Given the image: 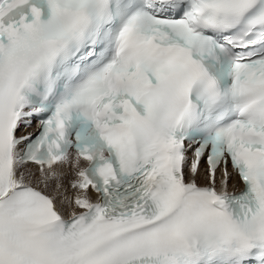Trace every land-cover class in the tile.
<instances>
[{"label":"snow or ice","instance_id":"6c2138e0","mask_svg":"<svg viewBox=\"0 0 264 264\" xmlns=\"http://www.w3.org/2000/svg\"><path fill=\"white\" fill-rule=\"evenodd\" d=\"M0 264H264V0H0Z\"/></svg>","mask_w":264,"mask_h":264},{"label":"bare ground","instance_id":"6f19581e","mask_svg":"<svg viewBox=\"0 0 264 264\" xmlns=\"http://www.w3.org/2000/svg\"><path fill=\"white\" fill-rule=\"evenodd\" d=\"M233 184L236 185V184H239L236 180H233Z\"/></svg>","mask_w":264,"mask_h":264}]
</instances>
